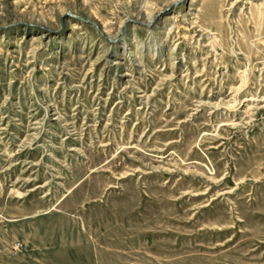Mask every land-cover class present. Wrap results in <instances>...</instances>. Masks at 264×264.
<instances>
[{
  "label": "rangeland",
  "instance_id": "obj_1",
  "mask_svg": "<svg viewBox=\"0 0 264 264\" xmlns=\"http://www.w3.org/2000/svg\"><path fill=\"white\" fill-rule=\"evenodd\" d=\"M0 264H264V0H0Z\"/></svg>",
  "mask_w": 264,
  "mask_h": 264
}]
</instances>
